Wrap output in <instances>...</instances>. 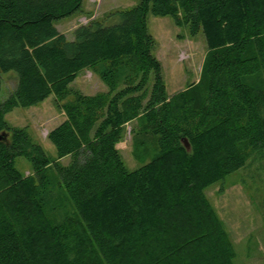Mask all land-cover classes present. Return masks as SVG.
I'll return each instance as SVG.
<instances>
[{
  "label": "trees",
  "instance_id": "trees-1",
  "mask_svg": "<svg viewBox=\"0 0 264 264\" xmlns=\"http://www.w3.org/2000/svg\"><path fill=\"white\" fill-rule=\"evenodd\" d=\"M83 2L0 0V95L19 78L0 103V264H235L206 190L264 154V0H141L70 41L55 24ZM150 15L206 38L199 83L171 98ZM87 69L107 94L71 89ZM52 96L67 115L56 160L5 119ZM134 122L135 158L156 153L130 171L117 146Z\"/></svg>",
  "mask_w": 264,
  "mask_h": 264
},
{
  "label": "rangeland",
  "instance_id": "rangeland-1",
  "mask_svg": "<svg viewBox=\"0 0 264 264\" xmlns=\"http://www.w3.org/2000/svg\"><path fill=\"white\" fill-rule=\"evenodd\" d=\"M140 2L141 0H84L77 14L56 22L55 26L68 40L73 41L75 31L81 26L102 22L117 11L133 9ZM114 21L118 23V19ZM148 25L156 42L154 55L162 64L168 97L198 84L209 53L204 34L201 32L191 36L188 28L177 27L170 17L150 15ZM2 81L0 103L6 102L15 93L19 78L15 72H11L3 75ZM71 89L88 97L108 93L100 77L89 69L79 75ZM73 101L71 97L67 102ZM5 119L11 127L26 130L32 143L41 147L47 157L57 159L56 148L50 142L49 134L67 120V115L58 106L54 96L38 106L17 108L6 114ZM135 125L136 122L126 126L125 137L117 146L130 171L140 169L146 160L136 159L133 153L134 135L131 132ZM147 149L151 157L156 153L152 146H147ZM70 161V158H66L62 163L68 165ZM16 168L25 177L34 176L33 166L25 157L16 159ZM206 196L233 244L235 264H264L263 152L252 155L243 169L209 187Z\"/></svg>",
  "mask_w": 264,
  "mask_h": 264
},
{
  "label": "water",
  "instance_id": "water-1",
  "mask_svg": "<svg viewBox=\"0 0 264 264\" xmlns=\"http://www.w3.org/2000/svg\"><path fill=\"white\" fill-rule=\"evenodd\" d=\"M7 139H8L7 134L0 135V141H7ZM184 145L187 147L188 150H190V145L187 140L184 141Z\"/></svg>",
  "mask_w": 264,
  "mask_h": 264
},
{
  "label": "crops",
  "instance_id": "crops-1",
  "mask_svg": "<svg viewBox=\"0 0 264 264\" xmlns=\"http://www.w3.org/2000/svg\"><path fill=\"white\" fill-rule=\"evenodd\" d=\"M59 32H60V31H59ZM87 70H88V69H87ZM84 71H85V70H84ZM82 72H83V71H82ZM82 72H81V73H82ZM81 73H80V74H81ZM94 73H95V72H94ZM80 74H79V75H80ZM95 74H96V73H95ZM78 77H79V76H78ZM76 80H77V79H76ZM75 82H76V81H75ZM75 82H74V83H75ZM102 83H103V82H102ZM103 84H104V83H103ZM104 86L106 87L105 84H104ZM106 88H107V87H106ZM107 89H108V88H107Z\"/></svg>",
  "mask_w": 264,
  "mask_h": 264
}]
</instances>
